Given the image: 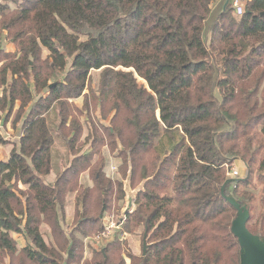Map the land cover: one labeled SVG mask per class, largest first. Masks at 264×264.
Listing matches in <instances>:
<instances>
[{
	"label": "trees",
	"instance_id": "1",
	"mask_svg": "<svg viewBox=\"0 0 264 264\" xmlns=\"http://www.w3.org/2000/svg\"><path fill=\"white\" fill-rule=\"evenodd\" d=\"M217 1L0 0V113L12 128L27 114L19 147L0 161V258L76 261L83 245L57 210L73 198L79 226L92 225L81 235L103 230L110 146L142 186L122 220L129 232L146 229V252L128 255L131 264H239L236 213L220 195L238 161L246 178L225 194L248 208L247 229L264 242V0H246L241 16L226 0L213 10ZM54 106L57 127L46 118ZM56 132L68 160L51 185ZM96 256L92 264H125L117 241Z\"/></svg>",
	"mask_w": 264,
	"mask_h": 264
},
{
	"label": "rangeland",
	"instance_id": "2",
	"mask_svg": "<svg viewBox=\"0 0 264 264\" xmlns=\"http://www.w3.org/2000/svg\"><path fill=\"white\" fill-rule=\"evenodd\" d=\"M23 2L24 1H20L19 4H22ZM222 2L223 1L220 0L219 2L217 1L216 3L212 4V9L215 10L219 6L221 7ZM243 3L246 4V0H243ZM3 28L4 27H2V29ZM3 48H5L6 50H11L12 52L14 51V47L10 46V43L8 41H6L3 44ZM90 75H91L90 76L91 77L90 87L93 89L94 92H97L100 71H92ZM74 103L78 106H81L83 103V98L74 100ZM96 114L97 116L99 115L97 112H93L92 110L90 111V116L93 122L97 121L95 117ZM56 115H57L56 106H54L51 109V111L46 115L47 116L46 118L48 119L50 125L54 127H57L59 123V119L57 118ZM85 116L86 115L84 114L83 117ZM83 117H81V119L79 118V120L82 121ZM3 118H4V113H0V124ZM108 121H109V118H108ZM108 121H105L104 125L108 126L109 124ZM7 125L10 127V123H8ZM1 130L4 136L11 134V132H9L7 127L2 126ZM85 135H86V132H84L83 138ZM57 137H58L57 132L55 134L53 133L54 144L52 147V158H53V161L55 162L54 163L55 171H57V168L59 170V168H63L66 166V156H65L66 151L64 149V146L62 145L63 141L59 137L58 138ZM104 148L105 149H103V154H105V161H106L105 173H106L107 178L111 179V181L114 183V186H113V193H112L111 201H108L109 206L104 212V214L102 215V220L100 221V226L101 227L103 226V230L99 234L90 232L85 237L81 235L82 230H87V233H88L89 229L92 228V225L89 224V225H86V227L79 226L80 223L76 215L74 199L71 201H70V198L66 199V201H64L62 204L63 205L62 212L61 214L59 213V215L62 217L61 220L59 219V222H60L61 228L63 229L64 233L72 237L75 240V242H79L83 245L81 251H79L76 254L77 256L76 261L71 264H92L94 263V260L97 258L96 256L97 253L103 252V249L107 246V244L113 241H117V243H119L120 255L124 257L125 264H131L130 260L128 259V255H133L136 257H140L142 255V251H143L142 235L144 233L143 228L137 229L135 232H129L128 230H126L124 226L125 223L122 221L124 218L123 212L125 210V205H126V202H125L126 193L124 191V183L128 175L125 161L123 158L117 157L118 151H114L112 153L113 146H110L109 150H107V147H104ZM232 168H235L239 172L240 179L246 178L245 167L241 162L238 161L234 163L231 169ZM80 182L82 184L90 185L92 184V179L90 178V175L86 173L81 176ZM120 184L123 190L122 194L119 193L118 186ZM130 186H131V189H135L133 184H130ZM246 190L247 192H252L251 189H246ZM239 191H243V188L240 187ZM91 216H94V214H92ZM110 223L114 225L113 229L111 230L110 240L101 242L100 244H96L94 242V238L97 237L98 235H101L104 232L106 226L109 225ZM40 231L47 243L54 240V238L50 235L49 228L47 226L43 225ZM12 237L15 239L17 243L18 250H21L24 245L23 237L17 236V235H12ZM65 259L67 260L66 256L64 257V260ZM11 260L9 257L3 256V258L2 257L0 258V264H9ZM20 261H21V257L16 256L13 259V264H19ZM25 264H29V263H25Z\"/></svg>",
	"mask_w": 264,
	"mask_h": 264
},
{
	"label": "water",
	"instance_id": "3",
	"mask_svg": "<svg viewBox=\"0 0 264 264\" xmlns=\"http://www.w3.org/2000/svg\"><path fill=\"white\" fill-rule=\"evenodd\" d=\"M229 0H226L225 6H228ZM117 145L120 150L122 146L117 140ZM235 181L234 179L227 180L220 189L221 197L229 204L235 211V218L233 219L230 231L237 240L239 246V264H264V242L260 237L253 235L247 229V223L250 218L249 210L246 206L241 205L232 195L225 194V188L228 184ZM131 170H129L126 181L124 183V191L126 193V205L123 212V217L132 212L134 201L138 192L142 189L139 186L136 189H131ZM146 229L143 236V253L145 254L147 245L145 243Z\"/></svg>",
	"mask_w": 264,
	"mask_h": 264
},
{
	"label": "crops",
	"instance_id": "4",
	"mask_svg": "<svg viewBox=\"0 0 264 264\" xmlns=\"http://www.w3.org/2000/svg\"><path fill=\"white\" fill-rule=\"evenodd\" d=\"M10 46L14 47L12 44H10ZM3 49L6 52H12L11 50H6L5 48H3ZM16 106H18V104ZM26 111H29V108ZM26 118H27V114H25L24 117H22V119L16 124V127L15 128H12L11 125L9 127L7 124L4 123V120L1 121V124H0L1 127L2 126L3 127H7V129L9 130V132H11V134L10 135H7V136H4V134H3L2 130H1V127H0V133H1V135L4 137V140H6L8 142V144L3 145V146H0V161H6L9 158L11 149L13 147H17V148L19 147V141H20V138H21V135H22V126H23V122H24V120ZM62 145L64 146L65 151H67L66 148H65L66 145H65L64 142H62ZM103 149H105V148H103ZM65 156H66V162H67V160H68L67 152H66V155ZM104 156H105V154H104ZM52 161H53V158H52ZM54 163L55 162L53 161V165L55 166ZM63 169H64V167L63 168H59V170L57 168V171H55L53 169L46 177L43 178V180L47 184H51V185L54 184V182L57 179V174L60 171H62ZM19 187L21 189H24L22 185H19ZM72 200H73V198H72ZM57 211H58V215H59V213L61 214L62 209L58 207V210ZM58 217H59L60 220L62 219V217L60 215Z\"/></svg>",
	"mask_w": 264,
	"mask_h": 264
},
{
	"label": "built area",
	"instance_id": "5",
	"mask_svg": "<svg viewBox=\"0 0 264 264\" xmlns=\"http://www.w3.org/2000/svg\"><path fill=\"white\" fill-rule=\"evenodd\" d=\"M229 2H231L234 14L236 16H241L244 13L245 4L243 3V0H229ZM228 176L230 178H238L239 172L235 168H232ZM113 227L114 225L112 223L107 225L104 232L101 235H98L97 237L94 238V242L96 244H100L101 242L110 240L111 230L113 229Z\"/></svg>",
	"mask_w": 264,
	"mask_h": 264
},
{
	"label": "flooded vegetation",
	"instance_id": "6",
	"mask_svg": "<svg viewBox=\"0 0 264 264\" xmlns=\"http://www.w3.org/2000/svg\"><path fill=\"white\" fill-rule=\"evenodd\" d=\"M144 254V253H143Z\"/></svg>",
	"mask_w": 264,
	"mask_h": 264
}]
</instances>
